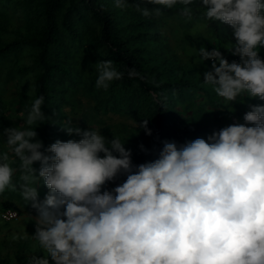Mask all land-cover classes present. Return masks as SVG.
Masks as SVG:
<instances>
[{
	"label": "clouds",
	"instance_id": "9594fccd",
	"mask_svg": "<svg viewBox=\"0 0 264 264\" xmlns=\"http://www.w3.org/2000/svg\"><path fill=\"white\" fill-rule=\"evenodd\" d=\"M146 3L181 5L179 15L189 20L195 3L205 19L231 26L235 42L226 49L240 62L230 63L221 48H199V59L212 61L204 83L226 102L264 100V0ZM111 4L130 7L129 0ZM136 10L149 18L162 12L140 4ZM93 67L98 89L125 75L111 59ZM127 76L143 79L135 67ZM44 102L42 95L33 99L21 112L24 123L0 135V194L18 185L38 212L32 238L45 254L30 255L25 264H264V104L250 105L244 124L180 145L165 141L156 159L136 165L118 136L109 140L101 128L81 129L72 120L61 127L81 139L44 148L33 127L45 119ZM137 125L152 135L148 119ZM120 175L122 184L102 191ZM41 182L50 190L42 202Z\"/></svg>",
	"mask_w": 264,
	"mask_h": 264
},
{
	"label": "trees",
	"instance_id": "16d2710c",
	"mask_svg": "<svg viewBox=\"0 0 264 264\" xmlns=\"http://www.w3.org/2000/svg\"><path fill=\"white\" fill-rule=\"evenodd\" d=\"M12 2L21 6V0H0V12L12 8ZM22 4L27 32L23 35L18 32L16 38L8 42L0 36V59L10 57L24 47H31L34 51L31 54L32 65L28 68L35 71V98L45 97L42 105L45 119L34 127L38 126V139L43 141L44 148L57 140L79 141L78 135H69L61 127L73 118L72 113H64V106L73 107L77 103L70 99L73 92L89 97H93L94 92H100L96 87L98 73L93 65L109 59L125 75L123 79L111 82L107 90L101 89V96L98 95L95 104L97 111L103 114L123 111L131 105L128 98L138 100L148 108V117L145 118L152 135L143 130L123 141L125 147L132 151L134 164L156 159L165 141L180 145L195 140L199 134L220 130L203 123L182 122L185 108L181 110L177 107L180 102L188 101L186 95L189 90L196 92L202 89L204 76L192 81L178 72L173 74L169 68L159 65L158 52L150 48L152 40H155L152 34H157V26L161 22L158 18L161 15L180 16L182 6L168 9L147 4L146 0H129L130 7L125 10L112 7L111 0H23ZM137 4L141 7H160L161 15L143 17L136 10ZM198 12L193 11V19ZM211 24L218 32L217 24L214 21ZM217 44L225 51L221 41ZM234 60L238 62L236 58ZM132 67L140 72L143 79L128 78L127 69ZM165 71L172 75L162 76ZM212 100L215 101L212 97L208 101ZM237 101L232 103L234 108H237ZM6 118V105L0 98V125ZM141 145L146 151L141 149ZM37 165L40 166L39 162ZM39 189L44 195L39 196L42 202L50 190L42 182ZM10 207L21 213L14 203L1 204L0 209Z\"/></svg>",
	"mask_w": 264,
	"mask_h": 264
},
{
	"label": "rangeland",
	"instance_id": "374dc122",
	"mask_svg": "<svg viewBox=\"0 0 264 264\" xmlns=\"http://www.w3.org/2000/svg\"><path fill=\"white\" fill-rule=\"evenodd\" d=\"M22 1L21 6L17 2H12V8L0 12V36L5 42L13 41L18 32H20L19 35L27 32V21L23 13ZM191 7L193 11H199V14L195 15V18H192L190 22L180 16L168 17L161 15L158 18L161 22L157 26V34H152L155 40H152L150 48L158 52L157 61L159 65L169 68L173 74L178 72L192 81H197L204 76L205 72L211 70L209 60L203 62L199 59L197 52L199 48L207 47L208 50L215 47L219 48L217 43L221 41L225 51L220 50L230 63L233 62L234 58L240 62V57L235 56L233 58L231 55L229 56L231 52L226 49L229 42H235L232 27L213 20L218 26L217 32L211 24L212 21L204 18L203 8L197 7L195 3ZM33 52L31 47H24L10 57L0 59V98L4 101L7 109V118L0 125V135H2L4 129L24 123L21 112L26 114L32 100L35 99V71L28 68L32 65L31 54ZM260 56L264 58L263 49L260 50ZM170 74L165 71L161 75L169 77ZM201 87L200 91L189 90L186 95L188 101L180 102L177 107L181 110L185 108L182 122L186 124L203 123L214 129H222L234 123L244 124L243 117L250 110V105L264 104V100L245 96L242 101L238 98L237 108H234L232 106L233 102H226L219 97L210 85L202 83ZM101 89L97 94L94 92L91 95L93 97L76 92L70 95V99L75 103L77 102L74 105L76 107L65 105L63 111L64 113H72L73 118L71 120L75 127L87 130L90 127L89 124H91L101 128L103 135L109 140L113 136H118L122 141H126L124 139L144 130L138 128L137 123L142 124L144 119H147L145 118L148 117L146 105L127 97L131 101V105H127L123 111L103 114L95 108L98 95L101 96ZM211 97L215 101H208L211 100ZM72 108L74 109L71 110ZM82 117L85 119H82ZM211 134H199L194 139H207ZM77 138L78 140L81 139L80 136ZM3 144L4 138L0 137V148L3 147ZM101 155L103 156V153ZM18 163L17 161V165ZM33 167L37 170L40 168L37 162ZM18 175L19 173L14 176L13 183H16ZM124 180H126V176L120 175L114 181L108 182L102 191H110L117 185L122 184ZM38 191L39 196H44L40 192L39 185ZM19 192L17 185L15 189L10 187L3 194H0V206L4 203H14L21 210V216L18 220L0 223V264H25L24 260L28 256L35 254L43 257L45 254L43 249L39 247L38 242L32 238L36 232L34 218L38 215L37 209L33 208L31 204H27ZM50 264H54L51 259Z\"/></svg>",
	"mask_w": 264,
	"mask_h": 264
},
{
	"label": "built area",
	"instance_id": "2783aa9c",
	"mask_svg": "<svg viewBox=\"0 0 264 264\" xmlns=\"http://www.w3.org/2000/svg\"><path fill=\"white\" fill-rule=\"evenodd\" d=\"M21 216V213L19 210L15 208H4L0 209V220L2 222H11L18 220Z\"/></svg>",
	"mask_w": 264,
	"mask_h": 264
}]
</instances>
